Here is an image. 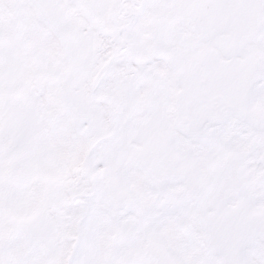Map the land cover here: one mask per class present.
I'll use <instances>...</instances> for the list:
<instances>
[{
  "label": "snow or ice",
  "instance_id": "obj_1",
  "mask_svg": "<svg viewBox=\"0 0 264 264\" xmlns=\"http://www.w3.org/2000/svg\"><path fill=\"white\" fill-rule=\"evenodd\" d=\"M0 264H264V0H0Z\"/></svg>",
  "mask_w": 264,
  "mask_h": 264
}]
</instances>
